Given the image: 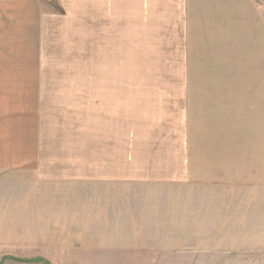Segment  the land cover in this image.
Instances as JSON below:
<instances>
[{"label":"rangeland","instance_id":"rangeland-1","mask_svg":"<svg viewBox=\"0 0 264 264\" xmlns=\"http://www.w3.org/2000/svg\"><path fill=\"white\" fill-rule=\"evenodd\" d=\"M48 1L0 0V264H264V241L190 219L207 216V180L220 176L207 150L223 145L231 100L243 96L245 135L262 130L264 0H213L240 6L243 25H221L224 41L182 63L171 47L169 59L141 49L134 26L36 25L35 10L58 12ZM213 96L227 99V121ZM161 180L203 206L140 210L119 185Z\"/></svg>","mask_w":264,"mask_h":264},{"label":"crops","instance_id":"crops-1","mask_svg":"<svg viewBox=\"0 0 264 264\" xmlns=\"http://www.w3.org/2000/svg\"><path fill=\"white\" fill-rule=\"evenodd\" d=\"M53 2L57 5L58 12L51 5L49 10H45L42 14L39 9L35 10L36 25H58V23L59 25H109L107 35L116 32L119 25L123 26L124 31H129L134 26V34L133 32L129 35L123 34L124 38L133 34L135 38L140 39L137 45L141 49L146 45L153 46L158 55H163L166 59L169 57L165 56L164 47L173 48L171 54L174 63L188 60L191 62L189 56L194 52L206 54L211 43L219 44L224 41L220 35L221 25L227 27L243 25V9L240 6H231L228 11L222 12L219 6H213V0H54ZM229 30L231 29L225 31V46H228L226 32ZM147 38L151 40L147 41ZM235 43L237 44L238 41L236 40ZM230 61L236 63V69L239 63L240 69L242 58L236 55L235 58L231 57ZM181 68L183 69V65ZM209 93L216 94L207 89V94ZM218 100V97H212L213 111L222 113L221 118L227 121L228 101L224 98L221 103L223 107L218 108L217 104L221 102L218 103ZM233 101L235 114L231 116V123L227 122V126H230L227 132L222 131L219 135V141L223 142L219 153L213 155L207 150V157L216 156L213 158L219 159L216 167L211 166L220 175L219 178L207 180V216L199 212L192 214L190 219L194 221L198 219L201 223L205 220L209 222L207 235L212 229L210 220L213 219L218 221L220 233L224 237L234 236L242 245L250 242V245H258L260 241L261 243L264 241V120L261 123L260 133L252 132L245 135L243 96L237 95L231 100ZM224 142L227 143V148H224ZM153 156H155L154 152L148 150L146 157ZM164 167L169 173L168 166L133 165L130 166V170L132 172L134 169V173L148 175L147 170L150 168L155 171ZM119 185L124 186L122 189L126 191L127 199L141 200L138 206L140 210L147 205L152 206L153 209L163 205H174L178 211L183 206H195V208L203 206L198 204L196 199L180 196L179 183L161 180L153 183L124 182ZM217 205L219 210L216 209Z\"/></svg>","mask_w":264,"mask_h":264},{"label":"trees","instance_id":"trees-1","mask_svg":"<svg viewBox=\"0 0 264 264\" xmlns=\"http://www.w3.org/2000/svg\"><path fill=\"white\" fill-rule=\"evenodd\" d=\"M7 258V257H6ZM5 258V259H6ZM13 259V258H12ZM35 260H22L21 262H34ZM1 263V262H0Z\"/></svg>","mask_w":264,"mask_h":264}]
</instances>
